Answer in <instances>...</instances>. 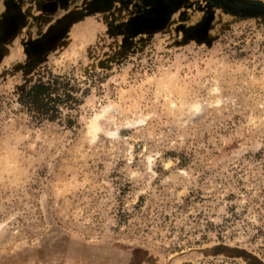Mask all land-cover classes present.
Returning <instances> with one entry per match:
<instances>
[{
    "label": "rangeland",
    "instance_id": "374dc122",
    "mask_svg": "<svg viewBox=\"0 0 264 264\" xmlns=\"http://www.w3.org/2000/svg\"><path fill=\"white\" fill-rule=\"evenodd\" d=\"M54 76L83 104L39 123ZM49 243L264 264V0H0V259L114 264Z\"/></svg>",
    "mask_w": 264,
    "mask_h": 264
},
{
    "label": "trees",
    "instance_id": "16d2710c",
    "mask_svg": "<svg viewBox=\"0 0 264 264\" xmlns=\"http://www.w3.org/2000/svg\"><path fill=\"white\" fill-rule=\"evenodd\" d=\"M80 94L84 95L85 90L73 85L71 79L54 76L20 92L18 103L33 120L55 123L63 120L65 110L73 111L83 104ZM67 125H75L72 116L67 117Z\"/></svg>",
    "mask_w": 264,
    "mask_h": 264
},
{
    "label": "bare ground",
    "instance_id": "6f19581e",
    "mask_svg": "<svg viewBox=\"0 0 264 264\" xmlns=\"http://www.w3.org/2000/svg\"><path fill=\"white\" fill-rule=\"evenodd\" d=\"M51 243H49L50 245ZM66 246V245H65ZM63 243H60V245L57 244H51L49 246V253H46L47 247H42L36 251H33L32 254L34 256L37 255H45L49 256L52 255L53 257H56L59 253V256H66L67 255H74V258H77L79 260L85 258V261H89L90 259L93 260H108L109 262H113L114 264H150V256L146 250H133L130 253H121L119 251L115 250H109L105 249V251H97L89 248H77L76 250L65 248ZM74 251V253L72 252ZM124 252V251H123ZM53 253V254H51ZM47 254V255H46ZM55 255V256H54ZM88 259V260H86ZM15 260L14 256L6 257L4 259H0V264H13Z\"/></svg>",
    "mask_w": 264,
    "mask_h": 264
}]
</instances>
